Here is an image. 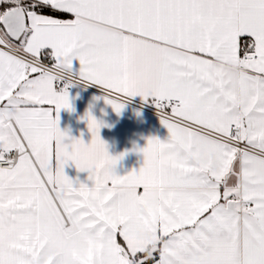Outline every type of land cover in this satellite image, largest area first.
Returning a JSON list of instances; mask_svg holds the SVG:
<instances>
[{
    "label": "snow or ice",
    "instance_id": "6c2138e0",
    "mask_svg": "<svg viewBox=\"0 0 264 264\" xmlns=\"http://www.w3.org/2000/svg\"><path fill=\"white\" fill-rule=\"evenodd\" d=\"M0 25V264H264V0H0ZM77 83L156 107L139 171L90 111L102 159L65 142Z\"/></svg>",
    "mask_w": 264,
    "mask_h": 264
},
{
    "label": "crops",
    "instance_id": "0c3cea01",
    "mask_svg": "<svg viewBox=\"0 0 264 264\" xmlns=\"http://www.w3.org/2000/svg\"><path fill=\"white\" fill-rule=\"evenodd\" d=\"M69 18L74 19L69 14ZM59 18V17H57ZM2 26V25H1ZM242 40H250L242 37ZM0 50L9 51L0 46ZM74 69L78 71V61H74ZM38 74H29V78H35ZM71 110L62 109L59 112V128L67 134L69 139L66 143H71L72 139H83L85 143L91 141V133L87 127V120L83 119L87 112H91L97 120L103 121L104 125L100 128V137L106 143L108 152L113 157H122L117 161L114 168L115 174L123 176L132 172L139 171L144 163V156L141 149L146 147L150 137L159 138L167 141L169 132L161 123V119L139 111L127 104L117 113L111 105L105 103L102 94L88 91L83 88H75L68 91ZM135 98L142 99L139 96ZM7 101L0 102V107ZM65 174L74 182L79 180L82 183L91 184L88 180L87 171H78L74 164L69 163L64 169ZM143 191V189H138ZM156 256V257H155ZM155 260L159 259V253H154ZM143 259L144 257H140ZM153 260L152 264H155Z\"/></svg>",
    "mask_w": 264,
    "mask_h": 264
},
{
    "label": "built area",
    "instance_id": "2783aa9c",
    "mask_svg": "<svg viewBox=\"0 0 264 264\" xmlns=\"http://www.w3.org/2000/svg\"><path fill=\"white\" fill-rule=\"evenodd\" d=\"M2 48H5L7 49L4 45ZM9 50V49H7ZM23 55V54H22ZM42 62L51 67L53 61L50 59V58H47V57H42ZM75 88H83L85 90H88V91H92V92H96L98 94H102L103 95V92L100 88V86L98 85H94V84H89V85H84V84H81V83H77L75 85H72L70 86L67 91H71ZM60 90V89H58ZM127 105L139 110V111H142L144 113H147V114H150V115H153V116H156L158 118L159 115H158V111L156 109V107L151 103V102H148V101H144L142 99H138V98H135V97H130L128 99V102L126 103ZM170 114V109L167 110Z\"/></svg>",
    "mask_w": 264,
    "mask_h": 264
},
{
    "label": "clouds",
    "instance_id": "9594fccd",
    "mask_svg": "<svg viewBox=\"0 0 264 264\" xmlns=\"http://www.w3.org/2000/svg\"><path fill=\"white\" fill-rule=\"evenodd\" d=\"M93 117L95 119H97L95 116H93ZM98 121H100V120H98ZM87 127H88V124H87ZM101 140H102V138H101ZM105 145H106V143H105ZM105 150L109 154L107 147H106ZM80 156H81V158H85V156H87L88 161L90 163H92L93 165H95V163H97L99 160L102 159V152L99 149H93V148H91V141L89 143H85L84 142V147L81 149Z\"/></svg>",
    "mask_w": 264,
    "mask_h": 264
},
{
    "label": "trees",
    "instance_id": "16d2710c",
    "mask_svg": "<svg viewBox=\"0 0 264 264\" xmlns=\"http://www.w3.org/2000/svg\"><path fill=\"white\" fill-rule=\"evenodd\" d=\"M37 11H40L39 9H37ZM57 17L59 18H69L70 15L69 14H63V15H58ZM119 242H121L123 244L122 238H119ZM139 257H142L143 254H138ZM156 257V256H155Z\"/></svg>",
    "mask_w": 264,
    "mask_h": 264
},
{
    "label": "rangeland",
    "instance_id": "374dc122",
    "mask_svg": "<svg viewBox=\"0 0 264 264\" xmlns=\"http://www.w3.org/2000/svg\"><path fill=\"white\" fill-rule=\"evenodd\" d=\"M3 30V27L0 25V31H2Z\"/></svg>",
    "mask_w": 264,
    "mask_h": 264
},
{
    "label": "bare ground",
    "instance_id": "6f19581e",
    "mask_svg": "<svg viewBox=\"0 0 264 264\" xmlns=\"http://www.w3.org/2000/svg\"><path fill=\"white\" fill-rule=\"evenodd\" d=\"M1 47H3V45H0Z\"/></svg>",
    "mask_w": 264,
    "mask_h": 264
},
{
    "label": "water",
    "instance_id": "95a60500",
    "mask_svg": "<svg viewBox=\"0 0 264 264\" xmlns=\"http://www.w3.org/2000/svg\"><path fill=\"white\" fill-rule=\"evenodd\" d=\"M3 27V26H2ZM15 42V41H14Z\"/></svg>",
    "mask_w": 264,
    "mask_h": 264
}]
</instances>
